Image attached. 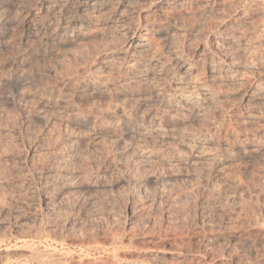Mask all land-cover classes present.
Returning <instances> with one entry per match:
<instances>
[{"label": "rangeland", "instance_id": "obj_1", "mask_svg": "<svg viewBox=\"0 0 264 264\" xmlns=\"http://www.w3.org/2000/svg\"><path fill=\"white\" fill-rule=\"evenodd\" d=\"M203 263L264 264V0H0V264Z\"/></svg>", "mask_w": 264, "mask_h": 264}, {"label": "bare ground", "instance_id": "obj_2", "mask_svg": "<svg viewBox=\"0 0 264 264\" xmlns=\"http://www.w3.org/2000/svg\"><path fill=\"white\" fill-rule=\"evenodd\" d=\"M86 2V1H85ZM93 2V1H92ZM91 2V3H92ZM154 2V1H153ZM77 4V3H76ZM181 4V3H180ZM108 5V4H107ZM53 6V5H52ZM63 6H65V5H63ZM71 6V5H70ZM76 6V5H75ZM73 7V6H72ZM69 8V7H68ZM95 8V7H94ZM89 9V8H88ZM110 9V8H109ZM108 9V10H109ZM49 10V9H48ZM61 10V9H60ZM136 10V9H135ZM91 11V10H90ZM107 11V10H106ZM121 11V10H120ZM118 11L117 10H112V11H110V13H109V15H108V17L110 16L111 18H113V17H116L117 16V13ZM27 13V12H26ZM76 13V12H75ZM120 13V12H119ZM124 13H126V12H124ZM44 14H46V13H44ZM101 14V13H100ZM120 15H121V13H120ZM31 17H30V21L32 22V21H35V20H37V16L35 15V13L34 14H31L30 15ZM65 16H66V14H65ZM73 16H74V14H73ZM122 16V15H121ZM55 17V16H54ZM96 17V16H95ZM40 18V17H39ZM38 18V19H39ZM118 19V18H117ZM128 20H129V18H128ZM105 22V21H104ZM129 22V21H128ZM126 23V22H125ZM124 24V23H123ZM67 25V24H66ZM34 26H35V28H36V26L38 27V26H42V27H48V29H49V33H48V37H53L54 35H56V33L58 32V30L61 28V22L58 20V19H53V20H51L50 21V23H48L47 22V20L46 19H39V20H37V23H36V21H35V23H34ZM64 26V25H63ZM82 26V25H81ZM128 26V25H127ZM74 28V27H73ZM71 29H72V27H71ZM41 30V29H40ZM139 30V29H138ZM61 32V31H60ZM60 34V33H59ZM66 34V33H65ZM143 37V36H142ZM27 38V37H26ZM59 38V37H58ZM56 39V38H55ZM144 45V44H143ZM25 50V49H24ZM258 50V49H257ZM19 53V52H18ZM217 60V59H216ZM15 61V60H14ZM213 62V61H212ZM234 62V61H233ZM12 64V63H11ZM252 65V64H251ZM222 66V65H221ZM189 67V66H188ZM17 69V68H16ZM20 69V68H19ZM31 70V69H30ZM234 70V69H233ZM28 71V70H27ZM32 71V70H31ZM21 72V71H20ZM13 74V73H12ZM2 76V75H1ZM4 76V75H3ZM32 76V75H31ZM194 81V80H193ZM16 82V81H15ZM21 82V81H20ZM7 83V82H6ZM10 83V82H9ZM4 84V83H3ZM193 84V83H192ZM2 85V84H1ZM193 86V85H192ZM185 88V87H184ZM207 88V87H206ZM189 91V90H188ZM196 93V92H195ZM187 96V95H186ZM250 98V97H249ZM181 99V98H180ZM193 101V100H192ZM193 104V103H192ZM142 151V150H141ZM149 152V151H148ZM149 154V153H148ZM141 156V155H140ZM145 156H147V155H145ZM144 156V157H145ZM215 156V155H214ZM240 228V227H239ZM241 229V228H240ZM240 233V232H239ZM236 235V234H235ZM253 236V235H252ZM230 240V239H229ZM251 240V239H250ZM248 242V241H247ZM241 246V245H240ZM206 256V255H205ZM191 258V257H190ZM192 260V259H191ZM207 263V262H206ZM204 264V263H203Z\"/></svg>", "mask_w": 264, "mask_h": 264}]
</instances>
